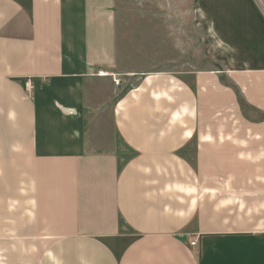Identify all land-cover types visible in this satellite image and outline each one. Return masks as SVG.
Here are the masks:
<instances>
[{"label":"crops","instance_id":"1","mask_svg":"<svg viewBox=\"0 0 264 264\" xmlns=\"http://www.w3.org/2000/svg\"><path fill=\"white\" fill-rule=\"evenodd\" d=\"M156 1L0 0V264H264V0Z\"/></svg>","mask_w":264,"mask_h":264},{"label":"rangeland","instance_id":"2","mask_svg":"<svg viewBox=\"0 0 264 264\" xmlns=\"http://www.w3.org/2000/svg\"><path fill=\"white\" fill-rule=\"evenodd\" d=\"M142 1V0H140ZM146 1V0H143ZM156 2V0H150ZM127 3H130L131 0H126ZM148 2L144 3V8H152L151 6H146ZM141 7V5H140ZM149 10V9H148ZM148 10L139 11L138 16L140 17L137 22L138 25L147 24V20L143 17L146 14L152 13ZM134 13L135 12H129ZM154 19L151 24L155 27L154 36L151 39V44H155V57L151 59L144 58L148 43L146 41H141L139 50H141V54L143 55L137 63H133L134 67H138L139 69L156 64L155 68H162L161 64L165 61H171V67L173 70H191V67H197L198 69L204 70L211 68L209 60L205 58V51L203 49L202 36L199 28H195L188 23L186 25L181 22L182 15L190 14L189 11H180V10H172V11H163V12H154ZM157 15V16H156ZM142 28V27H141ZM143 39H146L144 36ZM196 51V53L194 52ZM165 53V57L163 58V53ZM201 52V53H200ZM195 56V57H194ZM131 61L128 62L130 65ZM196 65V66H194Z\"/></svg>","mask_w":264,"mask_h":264},{"label":"built area","instance_id":"3","mask_svg":"<svg viewBox=\"0 0 264 264\" xmlns=\"http://www.w3.org/2000/svg\"><path fill=\"white\" fill-rule=\"evenodd\" d=\"M113 83H114L115 86H119L120 81H119L118 79H114V80H113ZM24 89H25L27 92H29V91L31 90V84H30L29 81H27V82L24 84ZM195 245H196V240L190 242V246H195Z\"/></svg>","mask_w":264,"mask_h":264}]
</instances>
